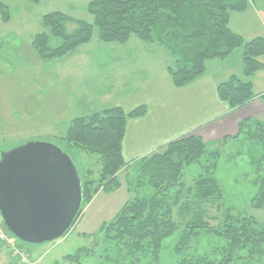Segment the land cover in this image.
I'll list each match as a JSON object with an SVG mask.
<instances>
[{
	"label": "rangeland",
	"instance_id": "rangeland-1",
	"mask_svg": "<svg viewBox=\"0 0 264 264\" xmlns=\"http://www.w3.org/2000/svg\"><path fill=\"white\" fill-rule=\"evenodd\" d=\"M90 1L40 0L38 4H32L26 0H0L7 7L9 16L4 22L0 12V115L3 116L0 118V156L31 142L56 145L72 160L81 179L87 171L91 172L89 179L93 180L92 187L95 188L101 172L99 159L58 142L72 119L114 107L128 112L145 105L150 110V116L138 130L147 129L143 134L147 136L149 124L160 119L169 122L168 130H161V134L196 122L191 113L195 97L200 104L202 95L205 99L203 115L202 112L198 114L197 123L209 120L218 107L213 108L210 100L213 91L212 83L206 82L208 76L197 87L174 88L166 72V67L172 64L171 57L157 45L145 44L135 37L123 45L101 43L94 29L88 44L60 59L40 60L31 48V41L38 33H48L41 18L60 12L74 21L91 23L92 18L86 11ZM74 29L73 23L66 24L67 33ZM58 43L57 39H52L51 47ZM122 55L136 59L130 65H122L117 60ZM240 59L241 51L236 50L225 61L208 62V75L222 81L228 73L226 70L231 68V74L243 79ZM259 78L255 83L257 92H260L264 82V72ZM247 120L237 123V133L240 131L239 124ZM206 124L192 129L196 130L192 134L207 144V150L221 148L214 176L221 184L222 199L218 203L220 207L217 203L206 206L204 221L209 229L214 230L222 223V213L227 210L233 217L252 216L257 226L264 228V210L253 209L250 204L257 187L253 184L255 167L243 153L245 146L239 140L230 139L236 132L225 131L216 135L211 130L215 124ZM160 149L156 152L163 150ZM147 155L130 163L125 162L126 166L116 176L117 184L108 191L98 190L88 203L83 204L80 215L59 240L33 245L10 236L25 253L27 264H71L64 257L74 255L78 250L81 255L79 264H184L199 258L218 264L219 251L225 242L213 233L201 231L186 244H181L179 229L162 241L157 253L146 251L132 257H127L116 241L106 239L102 225L106 227L112 222L120 208L135 197L153 194L148 187H139L134 182L137 176L134 164L151 156ZM200 162L184 169L182 181L185 185H191L202 173V168L207 166L203 164L204 160ZM262 165L263 170H259V174L264 175V162ZM239 256L241 258L234 259L232 264H264V249L261 255L247 257L243 252ZM11 264H20L19 259L12 257Z\"/></svg>",
	"mask_w": 264,
	"mask_h": 264
},
{
	"label": "trees",
	"instance_id": "trees-1",
	"mask_svg": "<svg viewBox=\"0 0 264 264\" xmlns=\"http://www.w3.org/2000/svg\"><path fill=\"white\" fill-rule=\"evenodd\" d=\"M26 1L38 4L40 0ZM249 5V0H91L86 6L91 23L74 21L60 12L47 14L41 21L48 33L36 34L31 48L40 60L51 61L88 44L94 29L101 43L123 45L135 37L145 44L157 45L171 57L172 64L166 67V72L176 89L204 76L207 62L225 61L233 52L240 50L243 79L230 75L215 89L218 100L230 110H236L258 97L264 101V94L256 96L249 80L264 70V63L260 61L264 57V38L246 42L228 27L230 15L245 11ZM6 8L0 2L4 22L9 19ZM69 23L75 25L71 33L66 31ZM52 39H57L58 45L51 47ZM146 112L145 105L128 112L114 107L70 121L65 135L58 142L96 156L101 165L95 188L92 187L93 180L89 179L90 171L83 179L80 178L81 207L98 190L108 191L117 184L116 176L126 166L122 142L127 121L142 118ZM239 126L240 131L230 139H239L245 146L244 155L255 167L253 184L257 192L250 201L251 208L264 210V175L259 174L264 162V123L248 119ZM206 147L199 136L189 134L169 142L160 149H163L161 152H154L136 162L134 182L139 187H148L153 194L135 197L120 208L112 222L106 227L102 225L106 239L116 241L124 254L132 257L146 251L157 253L162 241L179 229L181 244H186L203 231L216 234L225 242L219 251L218 264H232L234 259L241 258L239 255L243 252L247 257L261 255L264 228H259L252 216L233 217L225 210L222 223L214 230L209 229L204 221L206 206L217 203L220 207L218 203L222 199L221 184L214 176L221 148L207 150ZM201 160L207 166L202 168V173L191 185H185L182 181L184 169L201 164ZM80 212L81 208L78 215ZM79 252L64 257V260L79 264ZM183 263L213 264L206 258Z\"/></svg>",
	"mask_w": 264,
	"mask_h": 264
},
{
	"label": "water",
	"instance_id": "water-1",
	"mask_svg": "<svg viewBox=\"0 0 264 264\" xmlns=\"http://www.w3.org/2000/svg\"><path fill=\"white\" fill-rule=\"evenodd\" d=\"M81 204V179L58 146L31 142L1 154L0 216L20 242L59 240L73 225Z\"/></svg>",
	"mask_w": 264,
	"mask_h": 264
},
{
	"label": "crops",
	"instance_id": "crops-1",
	"mask_svg": "<svg viewBox=\"0 0 264 264\" xmlns=\"http://www.w3.org/2000/svg\"><path fill=\"white\" fill-rule=\"evenodd\" d=\"M249 1H250V5L247 7V9L240 13H235V12L232 13L230 15L229 23H228V27L230 28V30L234 34L240 36L246 42L258 37L264 38V0H249ZM135 59L136 57H130V55H122L117 60H119L122 65L124 64L130 65L131 61ZM260 61L264 63V57H262ZM226 71L228 73H225L223 80L219 81V80H214L213 77H210L208 75V71L206 70L204 76L194 81L190 85L181 88V90H183L186 88H194L195 86L197 87L200 84V82L202 80L204 81L206 76H208V80H206V82L209 81L212 83V91H213L212 93L213 96L211 97L210 100L213 105V108L218 107L217 111L214 112L215 113L214 116H211L209 120L205 122L201 121L197 123L199 119L198 114L202 112L203 115V110H204L203 107L205 105L204 95H202L201 98L202 104H200L198 102V98L195 97L193 104L191 106L194 108V110L191 113L194 114L193 117L195 118L194 121L196 122L190 124L189 126L186 125L185 127L178 129L176 131L170 130L167 131V133H162V134L159 133L161 130H168V125H169V122L167 123L166 119H160L154 122L153 124L150 123L149 124L150 129L148 131L149 135L143 136V134L146 132L147 129L141 128V130L139 131L138 127L147 122V119L150 116L149 109H147V112L144 117L135 120H128L126 124L125 136L122 142V156L124 162L130 163L132 161L142 158L147 154L151 155L161 147H164L165 144L174 141L178 138H181L182 136L192 134V132L196 131L192 129L196 127L201 128L202 126L205 125L206 122L207 124H213V125L215 124L214 126L212 125L213 127L211 130H214L216 135L223 134L225 131H229V133L233 131L235 133L237 123L242 119H253L258 122L264 123V101H262L259 97L252 100V102L248 103V105H246L245 107L236 110H230L225 103L220 102L218 100L215 91L217 84L225 81L230 75H234L231 74L230 72L231 68ZM262 72H264V70L255 74L249 79L253 85V92L256 96L263 95L261 93H264V82L260 86V92L255 91L256 78L260 80L259 76L262 74ZM1 117L3 116L0 115V118ZM158 133L160 135H158ZM236 133L233 134L232 136L237 135ZM151 135L153 136L150 137ZM215 137L213 138L215 139ZM235 140L238 142L239 139H235ZM146 143H148L147 146ZM12 257L13 256L8 254L0 243V264H11Z\"/></svg>",
	"mask_w": 264,
	"mask_h": 264
},
{
	"label": "built area",
	"instance_id": "built-area-1",
	"mask_svg": "<svg viewBox=\"0 0 264 264\" xmlns=\"http://www.w3.org/2000/svg\"><path fill=\"white\" fill-rule=\"evenodd\" d=\"M0 243L5 250L14 257H18L20 264H27V258L23 251L19 250L16 243L10 239L0 216Z\"/></svg>",
	"mask_w": 264,
	"mask_h": 264
}]
</instances>
